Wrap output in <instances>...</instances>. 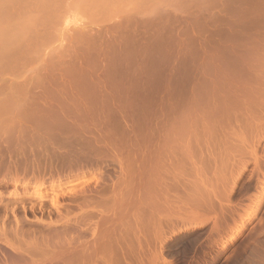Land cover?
<instances>
[{"label":"rangeland","instance_id":"1","mask_svg":"<svg viewBox=\"0 0 264 264\" xmlns=\"http://www.w3.org/2000/svg\"><path fill=\"white\" fill-rule=\"evenodd\" d=\"M39 1L20 0L0 16V23L33 17L21 40L0 53V223L7 221L0 224V264H88V256L89 264H147L149 249L168 264H264V114L256 112L261 118L256 123L259 117L252 115L251 121L227 105L234 101L235 86L240 88L242 65L230 49L229 17L234 5L257 6L256 0H243L244 5L241 0H121L124 6L113 0H56L52 5L59 7L47 9ZM54 16L60 18L57 26ZM47 18L54 19L53 29ZM253 146L263 159L258 169L251 161ZM239 159L244 163L235 162ZM18 168L23 175L17 174H25L21 181ZM33 171L42 178L31 176ZM201 173L209 185L205 191ZM153 176L171 187L153 189ZM118 189L124 201L116 198L121 204L113 206ZM172 210L198 214L177 221ZM167 220L172 223L164 227ZM215 221L222 227L217 232ZM102 229L112 236L106 234L97 248L93 240ZM152 231L161 236L153 235L156 242Z\"/></svg>","mask_w":264,"mask_h":264},{"label":"bare ground","instance_id":"2","mask_svg":"<svg viewBox=\"0 0 264 264\" xmlns=\"http://www.w3.org/2000/svg\"><path fill=\"white\" fill-rule=\"evenodd\" d=\"M19 1L20 0H0V16L3 14V12L5 11V9L11 4V5H13V4H15V3H19ZM55 2L56 0H40L39 1V5H40V3H41V6L43 5V7H46V6H49L50 5V7H51V5H52V2ZM101 2H102V0H100ZM104 1H106V0H104ZM103 1V2H104ZM112 1V0H111ZM110 1V3H112V2H115L116 3V5H117V3L119 2V4L117 5V6H119V5H121L120 4V1L121 0H113L112 2ZM123 1V0H122ZM122 1H121V3H122ZM127 1V0H126ZM128 1H130V0H128ZM134 1V0H133ZM139 1V0H138ZM154 2H155V0H153ZM236 1L237 0H231V2L233 3V4H235L236 3ZM245 1V0H244ZM130 2H132V1H130ZM130 2H129V4H130ZM156 2H157V0H156ZM240 2H242L243 3V0H241ZM247 2V1H246ZM246 2H244V3H246ZM252 2H254V0H252ZM251 2V3H252ZM256 2H257V6L255 5V3H254V5L255 6H242V7H240L241 9H239L240 10V12H239V10L237 9V8H235L233 5V10H232V16L231 17H229L230 18V23H229V25H228V30H229V35H230V49L232 50V54H233V60H234V62L238 65V63L237 62H242V65L241 66H239L240 68H239V74L238 75H240V80H238V81H240V82H237V83H239V87L240 88H238L237 86H235L236 84H234L233 86H235V91H234V95H233V97L231 98V99H233L234 101H232L231 102V100H229L230 101V104H227L228 105V107L229 106H231V105H233V109L235 108H238V110L240 111V114H241V112H242V114H244V115H246V116H249V119H251V121H252V119L254 118H256L255 116H257V113L256 112H258L259 114V116L261 117V118H263L264 116H263V114H264V94H262L261 92L262 91H260V87L261 86H264V71H262L261 70V67H263V65H264V0H256ZM105 3V2H104ZM109 3V2H108ZM244 3H243V5H244ZM248 3H250V2H248ZM92 4H94V3H92ZM97 4V3H96ZM95 4V5H96ZM106 4V3H105ZM126 4V3H125ZM128 4V2H127V4L126 5H129ZM132 4V3H131ZM247 4V3H246ZM110 5H112V4H110ZM125 5V6H126ZM237 5V4H236ZM40 6V7H41ZM53 6H55V8L57 7H59V6H56V3L54 4L53 3V5H52V8H53ZM66 7H67V5H65ZM102 6H104V5H102ZM106 6V5H105ZM121 6H124V4L123 5H121ZM231 6V7H232ZM43 7H42V9H40V10H43ZM50 7H46V9L47 8H50ZM9 8L10 9H12L10 6H9ZM52 8H51V10H52ZM237 9L236 11H238L239 12V15L236 13V11H235V9ZM50 9H48V11H51ZM54 11H55V9H53ZM44 11H46L45 9H44ZM47 11V12H48ZM56 11H57V9H56ZM55 11V12H56ZM47 12H45L44 14H47ZM19 13V12H18ZM49 13V12H48ZM51 13V12H50ZM49 13V14H50ZM20 14V13H19ZM48 14V15H49ZM237 14V15H236ZM54 15V14H53ZM57 16H58V14H57ZM57 16L55 17H52V18H56L55 19V24H54V22H53V24H54V26L56 25V23H59V19L60 18H57ZM51 16L49 15L48 16V18H50ZM18 18V17H17ZM16 18V19H17ZM47 18V19H48ZM52 18L51 19H48L50 22V25L52 24L51 23V20H52ZM12 20V21H9V22H7V21H5L4 20V23H0V53H2L4 50H6L5 52H7L9 49H11L9 46H8V44H12V43H14V41L15 40H17V39H19V40H21V37L20 38H18L19 36H20V33H22L23 31H24V27H28V25L31 23L32 24V22H33V17H29L28 18V16L27 17H25V18H18L17 20ZM34 19H35V16H34ZM58 19V20H57ZM54 20V19H53ZM52 20V21H53ZM58 21V22H57ZM0 22H1V19H0ZM48 24V23H47ZM52 24V25H53ZM133 24V23H132ZM139 24V23H138ZM137 24V25H138ZM49 25V26H50ZM51 25V27H49V28H54L53 26ZM57 26V25H56ZM139 26V25H138ZM222 26V25H221ZM125 27H127V25L125 26ZM220 27V26H219ZM219 27H218V29H219ZM226 27V26H225ZM29 28V27H28ZM130 28V27H129ZM217 28V27H216ZM215 29V28H214ZM12 32H11V31ZM227 30V29H226ZM52 31V30H51ZM50 31V29H49V32L50 33H52ZM55 31H56V29H55ZM116 31V30H115ZM124 31V30H123ZM139 32V31H138ZM49 33V34H50ZM121 33V32H120ZM219 33V32H218ZM117 34V33H116ZM128 34V33H127ZM142 34H144V33H142ZM222 34V33H221ZM114 35V34H113ZM121 35V34H120ZM128 35H130V34H128ZM146 35H148V34H146ZM219 35V34H218ZM95 36V35H94ZM116 36V35H115ZM118 36V35H117ZM216 36V35H215ZM220 36V35H219ZM52 37H53V35H52ZM83 37L85 38V36L83 35ZM99 37H100V33H99ZM103 37V36H102ZM124 37V36H123ZM122 37V38H123ZM132 37V36H131ZM217 37V36H216ZM96 38V37H95ZM126 38V37H125ZM142 38H144V37H142ZM222 38V37H221ZM228 38V39H229ZM80 39V38H79ZM111 39V38H110ZM217 39H218V37H217ZM54 40H55V38H54ZM99 40V39H98ZM119 40V39H118ZM52 41V40H51ZM92 41V40H91ZM99 42V41H98ZM142 42V41H141ZM46 43V42H45ZM96 43V42H95ZM104 43V42H103ZM121 43V42H120ZM114 44V43H113ZM128 44V43H127ZM47 45V44H46ZM46 45H44V46H46ZM79 45V44H78ZM139 45H140V43H139ZM147 45V44H146ZM101 46V45H100ZM99 46V47H100ZM130 46H132V45H130ZM129 46V47H130ZM141 47V46H140ZM146 47V46H145ZM229 47V46H228ZM101 48V47H100ZM42 49V48H41ZM81 49V48H80ZM100 50V49H99ZM107 50V49H106ZM124 50V49H123ZM128 50H130V49H128ZM137 50V49H136ZM228 50V49H227ZM10 51V50H9ZM38 51H39V49H38ZM12 52V51H11ZM95 52V51H94ZM231 52V51H230ZM38 53V52H37ZM104 53V52H103ZM134 53V52H133ZM139 53V52H138ZM149 53V52H148ZM218 52H216V54H217ZM227 53H229V51L227 52ZM139 54H141V53H139ZM215 54V55H216ZM8 55V54H7ZM35 55H37V54H35ZM93 55V54H92ZM132 55V54H131ZM137 55V54H136ZM219 55V54H218ZM95 56V55H94ZM127 56V55H126ZM224 56V55H223ZM227 56H229V55H227ZM239 56V57H238ZM2 57V56H1ZM109 57V56H108ZM130 57V56H129ZM137 57V56H136ZM145 57V56H144ZM100 58H102V56L100 57ZM116 58V57H115ZM142 58V57H141ZM217 58V57H216ZM221 59V58H220ZM223 59V58H222ZM221 59V60H222ZM115 60V59H114ZM113 60V61H114ZM107 61V60H106ZM110 61V60H109ZM122 61V60H121ZM219 62H220V60H219ZM239 62V64H241ZM95 63H96V61H95ZM122 63V62H121ZM72 64V63H71ZM81 64V63H80ZM99 64V63H98ZM107 64V63H106ZM117 64V63H116ZM73 65V64H72ZM97 65V64H96ZM226 67V66H225ZM1 68V67H0ZM70 68V67H69ZM75 68V67H74ZM126 68V67H125ZM237 68V67H236ZM71 69V68H70ZM87 69V68H86ZM114 69V68H113ZM75 70V69H74ZM85 70V69H84ZM107 70V69H106ZM128 70V69H127ZM81 71V70H80ZM90 71V70H89ZM120 71V70H119ZM123 71V70H122ZM48 72H50V71H48ZM83 72V71H82ZM72 73V72H71ZM87 73V72H86ZM126 73H128V72H126ZM234 73H236V72H234ZM44 74H47V73H44ZM50 74V73H49ZM93 74V73H92ZM48 75V74H47ZM51 75H54V74H51ZM60 75V74H59ZM74 75V74H73ZM225 75V74H224ZM235 75V74H234ZM50 76V75H49ZM94 76V75H93ZM237 76V75H236ZM235 76V77H236ZM53 77V76H52ZM51 77V78H52ZM62 77V76H61ZM79 77V76H78ZM44 78V77H43ZM50 78V79H51ZM74 78H76V76H74ZM87 78V77H86ZM220 78V77H219ZM237 78V77H236ZM242 78V79H241ZM40 79V78H39ZM55 79V78H54ZM77 79V78H76ZM79 79V78H78ZM49 80V79H48ZM87 80V79H86ZM90 80V79H89ZM41 81V80H40ZM45 81V80H44ZM55 81V80H54ZM62 81V80H61ZM73 81H74V79H73ZM82 81H83V79H82ZM230 81V80H229ZM43 82V81H42ZM46 82V81H45ZM84 82V81H83ZM234 82H235V80H234ZM3 83H4V81H3ZM44 83V82H43ZM64 83V82H63ZM73 82H71V84H72ZM85 83V82H84ZM1 84V83H0ZM12 83H10V85H11ZM53 84V83H52ZM71 84L69 83V85L71 86ZM97 84H99V83H97ZM229 84V83H228ZM227 84V85H228ZM231 84V83H230ZM244 84H245V86L246 85H249V86H247L248 87V89H246L245 88V86H244ZM10 85H9V90L8 91H10ZM63 85V84H62ZM87 84H85L84 86H86ZM90 85V84H89ZM102 85V84H101ZM12 86V85H11ZM52 86H54V85H52ZM91 86V85H90ZM89 86V87H90ZM100 86V85H99ZM112 85H110V87H111ZM114 86V85H113ZM13 87V86H12ZM11 87V88H12ZM43 87H44V85H43ZM97 87V86H96ZM107 87V86H106ZM7 88V87H6ZM53 88V87H52ZM63 88V87H62ZM68 88V87H67ZM88 88V87H87ZM109 88V87H108ZM112 88V87H111ZM245 88V89H244ZM61 89V88H60ZM106 89V88H105ZM232 89V88H231ZM234 89V88H233ZM263 89V88H262ZM261 89V90H262ZM46 90V89H45ZM55 90V89H54ZM63 90H64V88H63ZM98 90H100V89H98ZM13 91V90H12ZM19 91V90H18ZM56 91V90H55ZM49 92V91H48ZM77 92V91H76ZM103 92V91H102ZM16 93V92H15ZM22 93V92H21ZM47 93V92H46ZM263 93H264V89H263ZM10 94V93H9ZM12 94V93H11ZM24 94V93H23ZM59 94V93H58ZM76 94V93H75ZM74 94V95H75ZM56 95V94H55ZM55 95H52V97L53 96H55ZM68 95H70V94H68ZM106 95V94H105ZM229 95H230V93H229ZM228 95V97H231V95L229 96ZM26 96V95H25ZM47 96V95H46ZM64 96V95H63ZM88 96V95H87ZM110 96V95H109ZM16 97V96H15ZM23 97V96H22ZM50 97V96H49ZM56 97H57V95H56ZM71 97V96H70ZM111 97V96H110ZM51 98V97H50ZM55 98V97H54ZM59 98V97H58ZM82 98H84V97H82ZM102 98V97H101ZM23 99V98H22ZM68 99H70L71 100V98H68ZM73 99V98H72ZM79 99V98H78ZM109 99V98H108ZM47 100H49L48 98H47ZM56 100V99H55ZM64 100V99H63ZM69 100V101H70ZM111 100V99H110ZM109 100V101H110ZM31 101V100H30ZM54 101V100H53ZM58 101V100H57ZM68 101V100H67ZM73 100H71V102H72ZM78 101V100H77ZM103 101V100H102ZM46 102V101H45ZM49 102H51V101H49ZM61 102V101H60ZM3 103V102H2ZM56 103V102H55ZM70 103V102H69ZM232 103V104H231ZM44 104V103H43ZM56 104H58V103H56ZM82 104V103H81ZM90 104V103H89ZM222 104V103H221ZM219 105V104H218ZM217 105V106H218ZM227 105H226V107H227ZM69 106V105H68ZM220 106V105H219ZM224 106V105H223ZM57 107H58V105H57ZM59 107H60V105H59ZM58 107V108H59ZM76 107H78L77 105H76ZM221 107V106H220ZM51 108V107H50ZM224 108V107H223ZM231 108V107H230ZM62 109H64V111H65V108H62L61 107V110ZM45 110V109H44ZM59 110V109H58ZM60 110V111H61ZM71 110V109H70ZM82 110V109H81ZM88 110V109H87ZM86 110V111H87ZM51 111V110H50ZM63 111V110H62ZM75 111H77L76 109H75ZM71 112V111H70ZM69 112V113H70ZM81 112V111H80ZM84 112V111H83ZM14 113H16V112H14ZM31 113V112H30ZM42 113V112H41ZM61 113V112H60ZM256 113V114H255ZM26 114V113H25ZM53 113H51V115H52ZM75 114V113H74ZM78 114V113H77ZM236 114V113H235ZM235 114L233 115V116H235ZM15 115V114H14ZM44 115V114H43ZM42 115V116H43ZM50 115V116H51ZM56 115V114H55ZM65 115V114H64ZM252 115H255L254 117L252 116ZM48 116V115H47ZM242 117H243V115H241ZM245 116V117H246ZM259 116H257V117H259ZM263 116V117H262ZM74 117V116H73ZM240 117V116H239ZM238 117V118H239ZM251 117V118H250ZM253 117V118H252ZM259 117V118H260ZM29 118V117H28ZM80 118V117H79ZM233 118V117H232ZM261 118L260 119H258V118H256L255 120L257 121L256 123H258V122H260V120H261ZM77 119V118H76ZM237 119V118H236ZM242 119V118H241ZM264 119V118H263ZM49 120V119H48ZM47 120V121H48ZM237 120H239V119H237ZM246 120H248V119H246ZM245 120V121H246ZM31 121V120H30ZM244 121V122H245ZM34 122V121H33ZM242 122V121H241ZM250 122V121H249ZM249 122L247 123V124H249ZM32 123V122H31ZM219 123H221V122H219ZM229 123V122H228ZM45 124V123H44ZM47 124V123H46ZM232 124V123H231ZM263 124V123H262ZM84 125V124H83ZM221 125V124H220ZM229 125H230V123H229ZM244 125H246V123H244ZM250 125V124H249ZM48 127V126H47ZM249 127V126H248ZM40 128V127H39ZM13 129V128H12ZM31 129V128H30ZM220 130V129H219ZM218 130V131H219ZM3 131V130H2ZM14 131V130H13ZM36 131V130H35ZM217 131V130H216ZM4 132V131H3ZM12 132V131H11ZM13 133V132H12ZM34 133V132H33ZM32 133V134H33ZM217 133V132H216ZM3 134V133H2ZM9 134V133H8ZM16 134V133H15ZM16 136V135H15ZM93 136H94V134H93ZM203 136V135H202ZM10 137V136H9ZM17 137V136H16ZM260 138H261V136H260ZM259 138V139H260ZM1 139V138H0ZM24 139V138H23ZM49 139V138H48ZM95 139V138H94ZM259 139H258V141H257V143L259 142ZM263 139H264V135H263ZM18 140V139H17ZM16 140V141H17ZM21 141V140H20ZM27 141V140H26ZM53 141V140H52ZM95 141V140H94ZM97 141H98V139H97ZM261 141V140H260ZM26 143V142H25ZM24 143V144H25ZM33 143V142H32ZM46 143V142H45ZM262 143H264V142H262ZM20 143H18V145H19ZM29 144V143H28ZM16 145H17V143H16ZM29 146H31V145H29ZM257 147L259 146V145H256ZM256 146H253V151H252V160L251 161H253V164L255 165V167H256V169H258L259 168V166L264 162H262L261 161V156H257V151H255V148H256ZM13 147V146H12ZM48 147V146H47ZM15 149V148H14ZM13 149V150H14ZM18 149V148H17ZM20 149V148H19ZM22 150H23V148H22ZM56 150V149H55ZM17 151V150H16ZM36 151V150H35ZM263 151H264V149H263ZM263 151H262V153H263ZM1 152V151H0ZM23 152V151H22ZM37 153H38V151H36ZM41 152H43V151H41ZM114 152V151H113ZM117 152V151H116ZM130 153V152H129ZM16 154V153H15ZM114 154V153H113ZM112 154V155H113ZM119 154V153H118ZM122 154V153H121ZM133 154V153H132ZM18 155V154H17ZM23 155V154H22ZM111 155V156H112ZM155 155H156V153H155ZM32 156V155H31ZM117 156V155H116ZM134 156V155H133ZM169 156V155H168ZM21 157V156H20ZM262 157H264V156H262ZM53 158H54V156H53ZM126 158V157H125ZM143 158H144V156H143ZM169 158V157H168ZM20 159V158H19ZM156 159V158H155ZM158 159H159V157H158ZM264 159V158H263ZM262 159V160H263ZM22 160V159H21ZM21 160L19 161L20 163H21ZM35 160V159H34ZM38 160V159H37ZM115 160H117V159H115ZM128 160H129V158H128ZM131 160V159H130ZM138 160V159H137ZM151 160V159H150ZM15 161V163H17L18 161L17 160H14ZM17 161V162H16ZM24 161V160H23ZM125 161V160H124ZM143 161V160H142ZM145 161V160H144ZM32 162H33V160H32ZM38 162V161H37ZM118 162V161H117ZM131 162V161H130ZM129 162V163H130ZM138 162V161H137ZM140 162V161H139ZM154 162H155V160H154ZM157 162V161H156ZM235 162H242V160L241 159H239V160H236ZM262 162V163H261ZM14 163V164H15ZM123 163V162H122ZM129 163H128V165H129ZM147 163V162H146ZM153 163V162H152ZM159 163V162H158ZM242 163H244V162H242ZM241 163V164H242ZM247 163V162H246ZM17 164H19V163H17ZM32 164V163H31ZM118 164V163H117ZM121 164V163H120ZM132 164H134V163H132ZM139 164V163H138ZM144 164V163H143ZM239 164V163H238ZM237 164V165H238ZM264 164V163H263ZM40 165V164H39ZM147 165H148V163H147ZM173 165V164H172ZM246 165V164H245ZM244 165V166H245ZM17 167H20V164H19V166L18 165H16ZM16 166H15V168H16ZM44 166H46L45 164H44ZM131 166V165H130ZM133 166H135V165H133ZM154 166H156V164L154 163ZM2 167V166H1ZM33 166H31V168H32ZM42 167V166H41ZM48 167V166H47ZM150 167V166H149ZM21 168H22V166H21ZM28 169H29V167H27ZM38 168H39V166H38ZM56 168H58V167H56ZM122 168V167H121ZM124 168V167H123ZM143 168H144V166H143ZM157 168V167H156ZM162 168V167H161ZM165 168V167H164ZM167 168V167H166ZM241 168H243V165L241 166ZM247 168V167H246ZM49 169V168H48ZM52 169V168H51ZM134 169V168H133ZM147 169V168H146ZM19 170H20V172H21V174L23 175V172L21 171V169H19L18 168V170H15L16 172V175H18L20 178L22 177H25V174H24V176H21V175H19V174H17V171L19 172ZM23 170V169H22ZM33 170V169H32ZM38 170H40V168L38 169ZM37 170V168H36V172L38 171ZM46 170V169H45ZM50 170V169H49ZM56 170V169H55ZM59 170V169H58ZM119 170H121V169H119ZM118 170V171H119ZM124 170V169H123ZM123 170H121V171H123ZM141 170V169H140ZM143 170V169H142ZM164 170V169H163ZM166 170V169H165ZM200 170H202V169H200ZM2 171V170H1ZM24 171V170H23ZM27 171V170H26ZM26 171H24V172H26ZM41 171V170H40ZM43 171V170H42ZM120 171V172H121ZM125 171V172H124ZM123 171V174H124V176H128V172H126V170H124ZM128 171V170H127ZM150 171H151V169H150ZM154 171H156L155 170V168H154ZM153 170H152V172H154ZM157 171H159V169H157ZM185 171V170H184ZM252 171V170H251ZM4 172H6V170L4 169ZM19 172V173H20ZM30 172V171H29ZM32 172V171H31ZM35 171H33V173H34ZM35 172V173H36ZM51 172H53V171H51ZM133 172H134V170H133ZM132 172V173H133ZM200 172V171H199ZM202 172V171H201ZM204 172V171H203ZM35 173L33 174V175H31V176H34L35 175ZM46 173V172H45ZM131 173V172H130ZM148 173V172H147ZM166 173V172H165ZM183 173V172H182ZM31 174V173H30ZM47 174V173H46ZM61 174V173H60ZM123 174H121L122 176H123ZM127 174V175H126ZM145 174H146V172H145ZM154 174V173H153ZM38 174L36 173V175L35 176H37ZM138 175V177H139V174H137ZM137 175H136V178H137ZM156 177L157 176H159L157 173H155L154 174ZM164 175V174H163ZM34 176V177H35ZM38 176H40V175H38ZM36 177V178H39V177ZM42 176V175H41ZM40 176V179L42 178ZM54 176V175H53ZM120 176V175H119ZM143 176H145V175H143ZM147 176H148V174H147ZM155 176H153V177H155ZM185 176V175H184ZM19 177H17L18 179H20ZM133 177V176H132ZM135 177V176H134ZM151 177H152V175H151ZM155 177V178H156ZM167 177H168V175H167ZM170 177V176H169ZM199 177H200V186H201V188H202V191L204 190L205 191V188L207 187V186H209L207 183H206V179L205 178H203L204 177V173H201V174H199ZM22 178L20 179V181L22 180ZM125 178V177H124ZM150 179V177H147V178H145V180L146 179ZM185 178V177H184ZM126 179V178H125ZM152 179V178H151ZM154 179V178H153ZM199 179V178H198ZM1 180V179H0ZM133 180V179H132ZM135 180V179H134ZM156 180H157V178L156 179H154V180H151V181H153L152 182V185H153V189L155 188V189H157L158 187H160V190L162 189V187H169L170 186V184H169V186H168V184H163L162 182H160L161 184H158L157 182H156ZM160 180V179H159ZM165 180V179H164ZM208 180H210V179H208ZM18 181V180H17ZM19 181V182H20ZM136 181V180H135ZM158 181V180H157ZM1 182H2V180L0 181V184H1ZM18 182V183H19ZM125 182V181H124ZM123 182V183H124ZM142 182V181H141ZM156 182V183H155ZM159 182V181H158ZM167 182V181H166ZM211 183H212V181H210ZM17 183V182H16ZM17 183V184H18ZM123 183H120V184H117L118 186V188L120 189L121 188V186H123L124 187V185H122ZM130 183V182H129ZM198 183H199V180H198ZM197 183V184H198ZM3 184V183H2ZM135 184V183H134ZM189 184V183H188ZM141 185V184H140ZM143 185V184H142ZM141 185V186H142ZM152 185H150V186H152ZM211 185V184H210ZM216 185V184H215ZM214 185V186H215ZM250 185V184H249ZM129 186H131L132 188H134L135 186H137V185H135V186H133V185H130L129 184ZM140 186V187H141ZM148 186V185H147ZM190 186V185H189ZM194 186V185H193ZM199 186V185H198ZM220 186V185H219ZM222 186V185H221ZM225 186V185H224ZM171 187V186H170ZM188 187V186H187ZM191 187V186H190ZM216 187V186H215ZM226 187V186H225ZM131 188V189H132ZM220 188V187H219ZM227 188V187H226ZM225 188V189H226ZM118 189V191L114 194V196H116V197H113V200H112V203H113V206H114V204L116 203V204H118V202L119 201H122V199L124 198V193L122 194V193H120L121 192V190H119ZM126 189V188H125ZM145 189V188H144ZM164 189V188H163ZM162 189V192H164V190ZM167 189H169V188H165V191L167 190ZM178 189V188H177ZM180 189V188H179ZM197 189H199V188H197ZM207 189V188H206ZM212 189V188H211ZM135 190H137V189H135ZM173 190V189H172ZM201 190V189H200ZM224 190V189H223ZM233 189H231V191H232ZM76 191V190H75ZM86 191V190H85ZM88 191V190H87ZM145 191V190H144ZM143 191V192H144ZM157 191V190H156ZM211 191V190H210ZM230 191V192H231ZM125 192V191H124ZM137 192H138V190H137ZM142 192V193H143ZM171 192V191H170ZM186 192V191H185ZM209 192V191H208ZM132 193V192H131ZM134 193V192H133ZM140 193V192H139ZM166 193H168V192H166ZM205 193V192H204ZM211 194H213L212 192H210ZM259 193V192H258ZM261 193V192H260ZM159 194H161L160 192H159ZM173 194V193H172ZM189 194V193H188ZM210 194V195H211ZM220 194V193H219ZM232 194V193H231ZM237 194V193H236ZM135 195V194H134ZM148 195V194H147ZM202 195V194H201ZM244 195V194H243ZM137 196H138V194H137ZM155 196V195H154ZM159 196V195H158ZM160 196H162V195H160ZM163 196H165V193H164V195ZM167 196V195H166ZM179 196V195H178ZM183 196V195H182ZM213 196V195H212ZM215 196V195H214ZM261 196H262V194H261ZM146 197V196H145ZM180 197H181V195H180ZM184 197V196H183ZM200 197V196H199ZM217 197V196H216ZM221 197V196H220ZM116 198H117V200H119V201H115L116 200ZM170 198V197H169ZM187 198V197H186ZM205 198H206V196H205ZM210 198V197H209ZM235 198V197H234ZM88 199H89V195H88ZM139 199H141V198H139ZM147 199V198H146ZM163 199V198H162ZM182 199V198H181ZM93 200V199H92ZM108 200V199H107ZM169 200V199H168ZM200 200V199H199ZM115 201V202H114ZM123 201H124V199H123ZM122 201V202H123ZM174 201V200H173ZM183 201V200H182ZM186 201V200H185ZM229 201V200H228ZM238 201V200H237ZM241 201V200H240ZM106 202V201H105ZM165 203H166V201H164ZM163 202V203H164ZM169 202V201H168ZM181 202V201H180ZM198 202V201H197ZM120 204H121V202H119ZM147 203V202H146ZM164 203V204H165ZM192 203H194V202H192ZM206 203V202H205ZM235 203V202H234ZM53 203H51V205H52ZM83 204H85V203H83ZM230 204V203H229ZM235 204H237V203H235ZM86 205V204H85ZM84 205V206H85ZM170 205V204H169ZM166 206V205H165ZM171 206V205H170ZM173 206V205H172ZM227 206V205H226ZM236 206V205H235ZM179 207H181V205L179 206ZM189 207V206H188ZM212 207V206H211ZM118 208H121L120 206L118 207ZM174 208V207H173ZM192 208V207H191ZM194 208V207H193ZM204 208V207H203ZM202 208V209H203ZM222 208V207H221ZM168 209V208H167ZM184 209H186V208H184ZM198 209H199V207H198ZM230 209V208H229ZM234 209V208H233ZM238 209V208H237ZM116 210V209H115ZM118 210V209H117ZM205 210V209H204ZM235 210V209H234ZM5 212H6V210H4ZM14 211V210H13ZM122 211V210H121ZM174 210H172V212H173ZM178 211V210H177ZM176 211V212H177ZM201 211V210H200ZM81 212H84V211H81ZM124 212V211H123ZM153 212H154V210H153ZM169 212V211H168ZM171 212V213H172ZM173 212V215L171 216V217H173L175 220H177V219H179V220H177V221H185V220H191L194 216H196L198 213H195V212H193V211H187V212H185L184 213V215L183 214H181V212L179 213V212ZM88 213V212H87ZM86 213V214H87ZM97 213V212H96ZM100 213V216L103 214V211H100L99 212ZM99 213H98V215H99ZM117 213V212H116ZM183 213V212H182ZM231 213V212H230ZM80 214V213H79ZM86 214H85V216H86ZM104 214H105V212H104ZM149 214V213H148ZM159 214V213H158ZM236 214V213H235ZM239 214V213H238ZM237 214V215H238ZM76 215V214H75ZM78 215V214H77ZM91 215H93V213L91 214ZM90 215V216H91ZM116 215V214H115ZM181 215H183V216H181ZM7 217H8V215H6ZM5 216V217H6ZM80 216H82V215H80ZM79 216V217H80ZM121 216V215H120ZM150 216V215H149ZM148 216V217H149ZM168 216H170V214H168ZM225 216V215H224ZM6 217V218H7ZM78 217V216H77ZM78 217V218H79ZM123 217V216H122ZM122 217H117L118 218V222H120V221H124V219H122ZM141 217V216H140ZM171 217L169 218V219H171ZM235 217V216H234ZM241 217V216H240ZM83 218H85V217H83ZM91 218H93V219H95L93 216L91 217ZM99 218H101V217H99ZM99 218H97V220H99ZM120 218V219H119ZM147 218V217H146ZM152 218V217H151ZM157 218V217H156ZM160 218V217H159ZM180 218H181V220H180ZM231 218V217H230ZM75 219H77V218H75ZM114 219H116V218H114ZM126 219V218H125ZM141 219V218H140ZM155 219V218H154ZM162 219V218H161ZM166 219V218H165ZM239 219V218H238ZM1 218H0V222H1ZM3 220H4V218H3ZM8 220V219H7ZM80 220V219H79ZM86 220H88V219H86ZM91 220V219H90ZM112 220H113V217H112ZM174 220V221H175ZM221 220V219H220ZM234 220V219H233ZM4 221H6V219L4 220ZM4 221H3V223H0L1 225L2 224H4ZM96 221V220H95ZM104 220H103V218H102V220H101V222L100 223H102ZM127 220H125V222H126ZM143 221V220H142ZM163 221H165V220H163ZM171 221H173V219H171ZM223 221V220H222ZM7 222V221H6ZM92 222V221H91ZM117 222V221H116ZM117 222V224H119ZM141 222V221H140ZM154 222V221H153ZM168 222V220L166 221V223H164V222H162V224H164V227H165V225H170V224H168L167 223ZM213 222V221H212ZM72 223H73V221H72ZM74 223H75V221H74ZM80 223V222H79ZM83 223V222H82ZM96 223V222H95ZM94 223V224H95ZM98 221H97V225H98ZM143 223V222H142ZM147 224H148V222H146ZM223 223V222H222ZM6 224V223H5ZM4 224V225H5ZM76 224H77V222H76ZM86 224V223H85ZM121 224V223H120ZM119 224V225H120ZM126 223H122V225H125ZM177 224V223H176ZM221 223H218V221H217V223H216V221H215V225L214 224H212V225H214V230L213 231H218L219 229H218V227H220V228H222L221 227V225H220ZM224 224V223H223ZM0 225V227H3V226H1ZM88 225V224H87ZM108 225V224H107ZM106 225V226H107ZM115 225V224H114ZM114 225H112V226H114ZM153 225V224H152ZM160 225V224H159ZM228 225V224H227ZM7 226V225H6ZM96 226V225H95ZM99 226V225H98ZM112 226H111V229H112ZM116 226V225H115ZM118 226V225H117ZM121 226V225H120ZM119 226V227H120ZM149 225H147V227H148ZM91 227V226H90ZM105 227V226H104ZM121 227H123V226H121ZM142 227V226H141ZM143 227H145V226H143ZM155 227V226H154ZM175 227V226H174ZM196 227V226H195ZM198 227H200L199 225H198ZM93 228V227H92ZM114 229H115V227H113ZM124 228H125V226H124ZM149 228V227H148ZM155 228H157V227H155ZM197 228V227H196ZM213 228V227H212ZM6 229V228H5ZM96 229V228H95ZM109 229V228H108ZM107 229V230H108ZM139 229V228H138ZM158 229V228H157ZM162 229V228H161ZM160 229V230H161ZM211 229V228H210ZM20 230V229H19ZM90 230V229H89ZM94 230V229H93ZM128 230V229H127ZM133 230V229H132ZM165 230V229H164ZM170 230V229H169ZM173 230V229H172ZM15 231V230H14ZM13 231V233L15 234H18V235H16V238H17V236H19V234L20 233H18V232H14ZM95 231H98V230H95ZM95 231H93L91 234L92 235H94V233H96ZM122 231V230H121ZM134 231H136V229L134 230ZM138 231V230H137ZM146 231V230H145ZM151 230H149V232H150ZM156 230H154V232H155ZM158 231V230H157ZM20 232V231H19ZM87 232V231H86ZM106 232V229H102V230H99L98 232H97V237H95V240H93L96 244H98V245H95L96 247L97 246H100L101 244H99V242H102V240H103V238L105 237L106 238V234L107 233H105ZM111 232H113V234H114V232L115 231H111ZM130 232H132V231H130ZM140 232V231H139ZM148 232V231H147ZM160 232V231H159ZM221 232V231H220ZM2 233V232H1ZM6 233V232H5ZM3 234V235H6V234ZM161 234H162V231L160 232ZM164 233V232H163ZM211 233V232H210ZM111 234V233H110ZM118 234V233H117ZM120 234V233H119ZM144 234V233H143ZM147 234V233H146ZM146 234H145V236H144V238L143 239H145L146 238ZM170 234V233H169ZM215 234V233H214ZM109 234H107V236H108ZM122 235V234H121ZM142 235V234H141ZM148 235H150V236H148ZM148 235H147V238L148 239H152V237H153V235H154V237H155V235H157V233H155V234H153V231H152V237H151V233L149 234L148 233ZM158 235H159V233H158ZM156 236V238H158L159 236ZM2 236V235H1ZM21 236V235H20ZM110 236H112V235H110ZM110 236H108V237H110ZM123 236V235H122ZM134 236V235H133ZM132 236V237H133ZM138 236H139V234H138ZM233 236V235H232ZM92 237V236H91ZM107 237V238H108ZM151 237V238H150ZM153 237V238H154ZM161 237V236H160ZM78 238V237H77ZM104 238V239H105ZM111 238V237H110ZM146 238V239H147ZM232 238V237H231ZM234 238V237H233ZM232 238V239H233ZM258 238V237H257ZM2 239V238H1ZM80 239H81V237H80ZM115 239V238H114ZM145 239V240H146ZM147 239V240H148ZM160 239V238H159ZM158 239V240H159ZM254 239V238H253ZM256 239V238H255ZM108 240V242H110V239H107ZM116 240V239H115ZM118 240V239H117ZM142 240V239H141ZM140 240V241H141ZM146 240V241H147ZM154 242H156L155 241V238L154 239H152ZM158 240H157V242H158ZM1 241V240H0ZM81 241V240H80ZM85 241V240H84ZM105 241V240H104ZM103 241V242H104ZM121 241V240H120ZM123 241V240H122ZM2 242V241H1ZM82 242V241H81ZM107 242V241H106ZM134 242V241H133ZM152 241H150L149 243H151ZM164 242V241H163ZM216 242V241H215ZM70 243V242H69ZM91 243H92V241H91ZM95 243H93V246H94V244ZM113 243V242H112ZM111 243V244H112ZM118 243H119V241H118ZM117 243V244H118ZM123 243V242H122ZM135 243V242H134ZM139 243V242H138ZM153 243V242H152ZM151 243V244H152ZM71 244V243H70ZM80 244V243H79ZM82 244V243H81ZM103 244V243H102ZM109 244V243H108ZM107 244V245H108ZM147 244V243H146ZM161 244V243H160ZM83 245V244H82ZM89 246H90V244H88ZM121 245V244H120ZM123 245V244H122ZM133 245V244H132ZM138 245V244H137ZM141 245V244H140ZM149 246H151L150 244H148ZM155 245V244H154ZM224 245V244H223ZM223 245H222V248H223ZM74 246V245H73ZM93 246H92V248H93ZM94 246V247H95ZM112 246H114V245H112ZM142 246H144V245H142ZM141 246V247H142ZM87 247V246H86ZM95 247V248H96ZM107 247V246H106ZM111 247V246H110ZM119 247H122V246H119ZM160 247V246H159ZM78 248V247H77ZM89 248V247H88ZM97 248H99V247H97ZM111 248H113V247H111ZM129 248H131V246L129 247ZM133 248V247H132ZM151 248V247H150ZM156 248H157V246H156ZM225 248V247H224ZM80 249V248H79ZM90 249V248H89ZM88 249V250H89ZM114 249H116V248H114ZM139 249H142V248H139ZM74 250V249H73ZM94 250V249H93ZM92 250V251H93ZM102 250V249H101ZM131 250H133V249H131ZM148 250V249H147ZM147 250H145V251H147ZM149 250H151L152 251V254H148L149 256H144V258L145 259H147V264H158L159 262L160 263H163V264H168V262L165 260V259H163L162 258V256L163 255H161V253L159 252L158 254H157V251L156 250H152V249H149ZM148 250V253L149 252H151V251H149ZM222 250H224V249H222ZM221 250V251H222ZM84 251V250H83ZM91 251V250H90ZM94 251H96V249L94 250ZM93 251V252H94ZM154 251H156L155 253H153ZM160 251V250H159ZM75 253V252H74ZM87 253H88V251H87ZM90 253V252H89ZM95 253V252H94ZM85 254H86V252H85ZM84 254V255H85ZM91 254H93V253H91ZM140 254V253H139ZM143 254H145L144 252H143ZM147 254V253H146ZM87 255V254H86ZM79 256V255H78ZM88 256V255H87ZM86 256H84L83 258H85ZM89 257V259H90V261H92V259L93 258H90L91 256H88ZM93 257V256H92ZM103 257V256H102ZM139 257V256H138ZM148 257V258H147ZM16 258V257H15ZM73 258V257H72ZM81 259V258H80ZM85 259H87V258H85ZM138 259V258H137ZM141 259V258H140ZM78 260V259H77ZM143 260V259H142ZM81 261V260H80ZM84 261H86V260H84ZM90 261H87L88 262V264H89V262ZM103 261H105V260H103ZM73 262V261H72ZM94 262V261H93ZM101 262V261H100ZM108 262V261H107ZM142 262V261H141ZM141 262H139V263H141ZM111 263V262H110ZM146 263V262H145ZM72 264H75V263H72ZM77 264V263H76ZM79 264H81V263H79ZM84 264H86V262L84 263ZM105 264V263H104ZM136 264V263H135ZM141 264H143V263H141Z\"/></svg>","mask_w":264,"mask_h":264}]
</instances>
